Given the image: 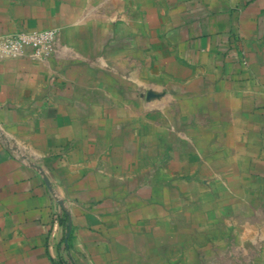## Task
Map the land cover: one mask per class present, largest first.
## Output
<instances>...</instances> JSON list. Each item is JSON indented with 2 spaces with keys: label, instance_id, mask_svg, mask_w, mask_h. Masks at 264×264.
Here are the masks:
<instances>
[{
  "label": "crops",
  "instance_id": "obj_1",
  "mask_svg": "<svg viewBox=\"0 0 264 264\" xmlns=\"http://www.w3.org/2000/svg\"><path fill=\"white\" fill-rule=\"evenodd\" d=\"M260 209L264 0H0V264H249Z\"/></svg>",
  "mask_w": 264,
  "mask_h": 264
},
{
  "label": "built area",
  "instance_id": "obj_2",
  "mask_svg": "<svg viewBox=\"0 0 264 264\" xmlns=\"http://www.w3.org/2000/svg\"><path fill=\"white\" fill-rule=\"evenodd\" d=\"M56 37L57 33L53 29L19 32L12 37H6L4 47L11 52L49 57L54 52Z\"/></svg>",
  "mask_w": 264,
  "mask_h": 264
},
{
  "label": "rangeland",
  "instance_id": "obj_3",
  "mask_svg": "<svg viewBox=\"0 0 264 264\" xmlns=\"http://www.w3.org/2000/svg\"><path fill=\"white\" fill-rule=\"evenodd\" d=\"M247 216V215H245ZM240 218V217H239ZM249 219V229L245 230V225H241L239 230L240 238L245 237L249 238V241H252L253 244L249 246H245L240 251V255H247L248 257V263L249 264H264V212L262 209H260L258 212H256L254 215L248 216ZM240 221H243L240 218ZM252 221V222H251ZM242 223V222H241ZM252 227V228H251Z\"/></svg>",
  "mask_w": 264,
  "mask_h": 264
}]
</instances>
